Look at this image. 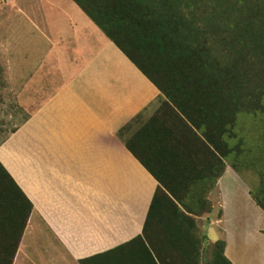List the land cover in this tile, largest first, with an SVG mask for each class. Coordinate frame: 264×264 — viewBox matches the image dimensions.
<instances>
[{
    "label": "crops",
    "instance_id": "0c3cea01",
    "mask_svg": "<svg viewBox=\"0 0 264 264\" xmlns=\"http://www.w3.org/2000/svg\"><path fill=\"white\" fill-rule=\"evenodd\" d=\"M0 1L12 6L4 8L8 28L13 9L21 21L18 37L0 38V163L34 205L22 253L34 231L81 264L143 235L159 182L118 132L139 114L140 124L149 121L161 92L72 0ZM148 155L161 169H205L213 162L203 154L183 156L189 165L180 156ZM212 177L186 189L199 198L187 193L193 213L184 211L198 225L207 221L209 242L224 240L232 264H248L239 254L264 249V211L229 166L214 188ZM167 246L165 264H203L195 247H179L176 259ZM133 248L143 250L140 243ZM19 256L14 264H39Z\"/></svg>",
    "mask_w": 264,
    "mask_h": 264
},
{
    "label": "trees",
    "instance_id": "16d2710c",
    "mask_svg": "<svg viewBox=\"0 0 264 264\" xmlns=\"http://www.w3.org/2000/svg\"><path fill=\"white\" fill-rule=\"evenodd\" d=\"M72 1L161 92L149 121L140 124L139 114L118 132L159 182L143 235L80 263L165 264L162 249L168 245L176 259L179 247H195L198 262L232 264L226 242L210 243L188 215L193 206L185 197L193 193L198 200L199 192L186 189L211 173L215 187L235 149L242 150L241 139L237 147L230 145L239 139V114L262 105L264 0ZM156 152L180 156L184 165L191 161L183 156L199 154L213 162L207 160L205 169H161L149 159ZM250 193L264 211V179ZM33 213V203L0 163V264H14ZM137 243L143 250L133 248Z\"/></svg>",
    "mask_w": 264,
    "mask_h": 264
},
{
    "label": "rangeland",
    "instance_id": "374dc122",
    "mask_svg": "<svg viewBox=\"0 0 264 264\" xmlns=\"http://www.w3.org/2000/svg\"><path fill=\"white\" fill-rule=\"evenodd\" d=\"M7 5L9 4H2L1 7L3 10L0 12V38L6 37L11 39L18 37V22L21 21L18 18L17 9H13L11 27L9 26L8 28V25H6L8 24V13L4 10ZM7 8L11 10L12 6L9 5ZM32 30L34 29L32 28ZM236 131L239 139L230 140V145L235 147L241 139L243 141L242 150L235 149L234 154L227 160V166L235 171L239 180L244 181L250 187L251 192H255L260 182L264 179V98L262 105L258 108L239 114ZM206 201L210 205L211 202L207 198ZM207 224V221H204L198 226L201 230L205 231L203 226ZM42 230L44 231L43 228ZM40 236H35L34 231L26 234L24 239V243L26 244L25 254L22 253L24 250V246L21 245L22 241L19 247V249L22 247L21 254L19 249L17 253L20 255L19 258L21 257L20 260L31 261L32 263L35 261V263L39 264H52L53 262L58 264H76L63 251H59V247L57 248L56 243L49 238L48 234ZM216 237V230H212L209 238L215 241ZM28 254H30L31 260L27 257ZM239 256L248 264H263L261 261L264 260V249H255L253 246L245 247Z\"/></svg>",
    "mask_w": 264,
    "mask_h": 264
}]
</instances>
